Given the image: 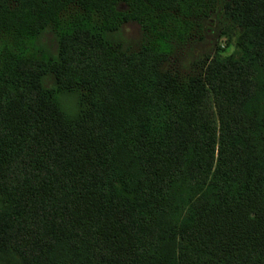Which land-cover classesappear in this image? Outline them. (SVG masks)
I'll return each instance as SVG.
<instances>
[{
    "label": "trees",
    "instance_id": "16d2710c",
    "mask_svg": "<svg viewBox=\"0 0 264 264\" xmlns=\"http://www.w3.org/2000/svg\"><path fill=\"white\" fill-rule=\"evenodd\" d=\"M0 264H264V0H0Z\"/></svg>",
    "mask_w": 264,
    "mask_h": 264
},
{
    "label": "rangeland",
    "instance_id": "374dc122",
    "mask_svg": "<svg viewBox=\"0 0 264 264\" xmlns=\"http://www.w3.org/2000/svg\"><path fill=\"white\" fill-rule=\"evenodd\" d=\"M121 7H124V3H120ZM206 31L204 36L201 39H198V32L195 31V40L193 41V46L197 51V54L204 50H213L214 46L220 47L223 53H228L232 50V45L227 47L228 38L225 34H220L221 28L219 26L218 21L213 17H211V21L208 19L204 22ZM121 40L123 42V46L130 49H137L143 40V33L140 24L135 20H129L122 24L121 26ZM43 42L47 45V48L50 52L55 53L57 50V41L54 39V36L51 32L46 31L43 37ZM196 55V54H195ZM188 54V58H190ZM53 75L50 74L48 78V83L51 84L53 81ZM75 95H72V100H74ZM187 124V122H185ZM188 128V127H187ZM260 130H257L256 134L259 135ZM217 148V145H216ZM217 154V149H215V156ZM176 159V157H175ZM206 187V185H205ZM181 196L187 197L189 193L185 190V188H181L179 191Z\"/></svg>",
    "mask_w": 264,
    "mask_h": 264
}]
</instances>
